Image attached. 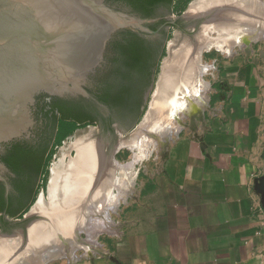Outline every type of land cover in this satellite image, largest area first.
<instances>
[{"label":"crops","instance_id":"0c3cea01","mask_svg":"<svg viewBox=\"0 0 264 264\" xmlns=\"http://www.w3.org/2000/svg\"><path fill=\"white\" fill-rule=\"evenodd\" d=\"M224 78L226 96L164 148L147 211L73 264H264V75L236 62Z\"/></svg>","mask_w":264,"mask_h":264},{"label":"flooded vegetation","instance_id":"af4514ba","mask_svg":"<svg viewBox=\"0 0 264 264\" xmlns=\"http://www.w3.org/2000/svg\"><path fill=\"white\" fill-rule=\"evenodd\" d=\"M176 1L157 0L136 9L121 0H105L110 7L134 16L136 26H124L107 38L96 61L84 74L82 87L86 94H36L29 105L33 124L21 135L0 143V236L17 234L18 230L25 235L28 224L43 217L35 212L40 197L33 205H25L30 191L36 190L45 178L46 162L63 131L60 121L74 125V130L80 132L78 136L98 141L108 160L112 156L117 160L122 149L115 152L120 138L137 124L157 67L171 56L174 48L198 43L206 15L192 14L190 6L185 11H175ZM193 3L194 0L190 5ZM131 44L137 45L135 50L141 54L137 61ZM241 45L246 51L251 50L247 41ZM62 111L67 114L65 119L61 118ZM70 148L75 155L76 150ZM110 164L117 165L111 161Z\"/></svg>","mask_w":264,"mask_h":264},{"label":"bare ground","instance_id":"6f19581e","mask_svg":"<svg viewBox=\"0 0 264 264\" xmlns=\"http://www.w3.org/2000/svg\"><path fill=\"white\" fill-rule=\"evenodd\" d=\"M263 6L260 0H196L190 6L194 9L192 14H204L209 17L199 32L198 43L192 44L193 46L181 45L178 54L175 53L174 58L167 61L163 68L158 95L153 100L156 109L146 125L148 132L153 135L140 132L134 140L133 145L136 147H133L131 160L125 164L117 163V166L113 165V167L98 141L78 136L75 142L69 145L76 150L75 155L67 162L62 158L57 165L55 164L56 166L54 165L56 174L50 181L49 201L44 202L41 198L35 208V212L45 216V220L35 223L31 228V240L27 248L32 247H29L30 253L24 255V258L32 257L29 264L31 262L44 264L46 258L42 252L49 248L62 251H60L61 254H56L54 253L56 250H49L48 257L49 255H66L64 250L70 249V245L73 246L79 229H82L88 236L85 241L88 242L85 255L100 251L101 248L97 249L94 240L99 233L115 234L117 232L116 224L110 214L116 212L118 203L121 202L119 200L128 196L127 194L132 190L133 178L130 175L133 172L134 163L147 158L157 147L155 137L165 136L167 140L169 135L181 129L179 123L177 126L170 125V122L167 123L165 115L157 116L159 105L165 102L168 104L170 99L177 102H184L187 99L182 92L186 91L189 80L193 79L188 77L187 70L191 72V69L197 68L200 70L199 74L202 75L208 67L199 59L203 50L214 47L231 55L233 53L231 45L238 39L240 31L244 32V38L248 40L253 37L255 39L262 37L264 34ZM174 52L172 51L171 55ZM175 70L181 71L180 73L185 72L183 78L178 77L180 73L176 75ZM173 72L176 78L181 80L178 81ZM198 81L196 88V93H198L195 94L196 99H193L195 104L192 105V110L201 108L207 101L208 82L202 79ZM118 172H121L119 176ZM16 239H6L0 236V264H14L15 255L18 253L15 252L18 249ZM17 240L21 244L20 239ZM69 249L66 250L68 259L71 260V257L74 260L77 259L78 256L70 252L72 249L70 251ZM21 260V263H28L27 259Z\"/></svg>","mask_w":264,"mask_h":264},{"label":"water","instance_id":"95a60500","mask_svg":"<svg viewBox=\"0 0 264 264\" xmlns=\"http://www.w3.org/2000/svg\"><path fill=\"white\" fill-rule=\"evenodd\" d=\"M136 23L134 16L110 7L105 0H0V143L21 135L33 124L29 105L36 94H86L82 87L84 74L107 38L115 30L135 27ZM169 58L163 60L155 75L156 86ZM152 88L146 96L143 118L120 138L115 152L124 147L132 153L140 132L153 135L146 125L156 109L153 100L159 89L151 96ZM155 141L160 144L166 138L155 137ZM109 160L119 163L114 156ZM41 220H45L44 215L33 219L25 235L22 230L2 235L6 239L19 237L24 247L23 251L19 247V257L26 255L22 252L30 243L31 228ZM81 232L77 231L76 239ZM49 250L52 248L42 252L47 261ZM75 260H69V264Z\"/></svg>","mask_w":264,"mask_h":264},{"label":"rangeland","instance_id":"374dc122","mask_svg":"<svg viewBox=\"0 0 264 264\" xmlns=\"http://www.w3.org/2000/svg\"><path fill=\"white\" fill-rule=\"evenodd\" d=\"M192 1L193 0H177L175 11L187 10V8L191 6L190 4ZM195 1L196 0H194V2ZM260 1H262L264 4V0H260ZM189 9L194 10L192 8H189ZM243 33L244 32L240 31V34H238L239 35L238 39L237 40L235 39L237 42L234 41V44L232 43L231 48H232L233 53L232 54L230 53L231 55H228L229 53L227 52L220 51V50H214V49H209L207 52H204L203 54L201 52L202 59L200 58V56H199V59L201 63L208 65L207 70H205V72L202 75L199 74L200 70H198L197 68H193V70L191 69V72L187 70L188 77L193 78L192 79L193 81L189 80V85L187 86L186 91L183 90L182 92V94H184V96H186L187 99L184 102L183 101L177 102V101L170 99L168 104L165 102V104L159 105L157 116L159 114L163 116L165 115L167 123L170 122V125L174 124L175 126H177V123H179L181 126L180 130L182 133H184L185 129L189 127L196 118H200V121H201L203 115H205L207 111H209L210 108L213 107L214 103L218 101L219 98L226 96L227 94L226 87H224V80H226V78H224L225 69H228L229 67L231 69H234L236 62L241 63L242 66H245V65L250 66L251 64H253L259 67L262 74L264 75V34L262 35V37H258L256 39L253 37L252 39L248 40L244 38L245 34ZM244 41H247L250 44L249 45L251 48L250 51L249 50L246 51L244 46L241 45ZM180 47L174 48L173 50H171V54H172V51H175V52L173 53V55L170 56L168 61H171L170 59L174 58L173 56L175 53L178 54V51L181 49ZM159 72H160V68L158 67L156 74H159ZM174 72L176 73V75H179L181 71L175 70ZM184 73L185 72L182 71V73H180V76L178 77L183 78ZM176 75L174 74L175 78L177 77ZM197 77L198 78L200 77L199 79H202L204 82H208V90H207L206 95H207V101L209 99L210 102L207 105V101H206L202 105L201 108L192 110L191 109L192 105L195 104L193 99H196L195 94L198 93V92L196 93V88L199 82L198 81L199 79ZM180 78L178 79L176 78V79L179 81L181 80ZM194 78L197 81H195ZM156 87L158 88V86H156V84L154 83L153 88L151 90V94H150L151 96H153V93H155V91L157 90ZM151 96L149 98V102L151 100ZM144 113L145 111H143L138 122H140V120L143 118ZM79 134L80 132L78 130L76 131L73 130V132L55 141L51 149V154L46 162V166L44 169L45 178L43 182H40L38 184V187L35 190V195H34L33 201L31 202V205H33L34 201L39 197L42 198L44 202L49 201L48 190H49V185L51 184L50 181H52V179H50V181L47 180L50 174L49 169L50 167L53 168V169L51 168V171H52L51 178H53L56 174L55 166L57 165L59 160L63 158L62 160L67 162L69 158L74 156V152H71V148L68 149V147L70 144L75 142ZM178 134L179 132L177 134L174 133L172 135H169L170 137H168V139L165 142H160V144L159 143L157 144V147L152 150V152L149 154L147 158H143L139 162L134 163V167L132 168L133 172L130 175L133 178L132 190L131 192L129 191V193L127 194L128 196H126L122 200H119V202L120 201L121 202L118 203V208L116 212L111 213L112 215L110 214V217L116 224L117 232L115 234H110L107 232L99 233L94 240L96 242L97 249L101 248L100 251L101 250L105 251L107 249L108 250L115 249L117 240L123 235V233H126L129 230L130 225L133 224L135 220H137L138 218H141L143 213L147 211L146 199H147L148 194L154 191V183H153L154 177L157 174V170L159 169L158 168L159 160L163 157V150L169 143H171L178 136ZM61 152L62 154L60 155ZM131 156H132V153L123 147L121 149V152L118 154L117 160L118 162L125 164L126 162L131 160ZM118 173H119L118 174L119 176L121 172H118ZM113 191H116V190H113ZM86 236L87 234L85 232H81L78 237L79 239H76L73 243V246L76 248H74L71 245H70L71 248L70 249L68 248L69 251L72 248H74L70 252L75 253L76 256H78V258L85 257V253H86L85 251L88 249L87 248L88 242H85L87 241L88 236L87 237ZM17 239L16 241L18 242L17 243L18 249L16 248L17 251L15 252H18L19 247H21ZM84 243L86 245H84ZM29 247L31 248L32 246H29ZM29 247L26 249V252H22V253L29 254L30 253ZM23 248L24 247H22L21 251H23ZM61 249L63 248L61 247ZM66 250H64V253L66 255L62 254L63 256L60 255L61 257L58 255L57 256L53 255L50 257V260L48 261L45 260L44 264H69L70 259H68L69 256H67ZM32 251L34 250L32 249ZM60 251H55L54 253L59 254ZM90 254H92V252L88 253L87 255H90ZM19 255L21 256V254L19 253L15 255L16 260L14 264L21 263ZM23 257L24 255L21 258ZM31 258L32 257L26 258L28 263H25V264H29V260H31ZM71 260H73L72 257H71ZM22 264H24V262H22ZM31 264H34V263L31 262Z\"/></svg>","mask_w":264,"mask_h":264},{"label":"trees","instance_id":"16d2710c","mask_svg":"<svg viewBox=\"0 0 264 264\" xmlns=\"http://www.w3.org/2000/svg\"><path fill=\"white\" fill-rule=\"evenodd\" d=\"M115 1H117V0H115ZM121 1H124L127 4H130L133 8H136V9L138 8L139 9V7H141V6L142 7H145L144 4L145 5H150V4L154 3L157 0H121ZM168 1L171 3L173 0H168ZM136 46L137 45H135V44H131V46H130L131 47V52L133 53V56L136 58L135 61H137V60H139L141 58V54L140 53H137L136 50H135L136 49ZM162 54L163 53H161V56H162ZM159 57H160V55H159ZM158 63H159V58L157 59V66H158ZM157 69H158V67H157ZM157 69H156V72H157ZM142 113L143 112L141 110V112L138 114L136 120H139L140 119ZM66 115L67 114L62 111V113H61V116L62 117L61 118L62 119H65ZM59 126H60V129L63 130V131L59 135L58 139L66 136V135H68L69 133L73 132V130L75 129V126L74 125H71L70 123H67L65 121H60L59 122ZM41 167H42V164L39 165V169ZM34 195H35V188H33L30 191V193L28 195V199L26 201L25 207H27L33 201Z\"/></svg>","mask_w":264,"mask_h":264}]
</instances>
